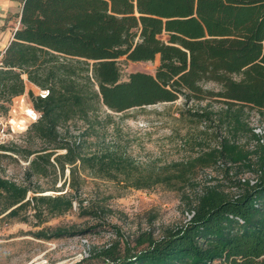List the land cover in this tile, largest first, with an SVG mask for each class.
I'll return each instance as SVG.
<instances>
[{
    "label": "trees",
    "instance_id": "1",
    "mask_svg": "<svg viewBox=\"0 0 264 264\" xmlns=\"http://www.w3.org/2000/svg\"><path fill=\"white\" fill-rule=\"evenodd\" d=\"M15 1L21 6L16 15L19 27L0 57V99L8 102L22 95L25 82L47 92L33 101L40 118L28 133L53 151L64 150L53 160L61 174L71 166L72 189L79 185L75 177L79 170L138 190L172 187L175 179L184 183L197 165L210 167L223 160L242 164L256 175L252 185L229 181L237 191L233 194L219 185L205 188L191 209V219L161 237L143 233L132 247L116 241L93 249L83 262L264 264V145L246 151L224 137L193 161L142 168L116 149L84 153L80 141L59 133L75 119L88 122L100 106L118 114L180 97L185 103L219 101L226 107L221 123L227 119L233 133L247 131L242 109L264 110V0ZM156 56L159 66L154 75L134 72L121 80L120 58L137 63L152 62ZM208 82L220 90L204 89ZM190 116L213 122L214 113L204 110ZM54 155L45 153L30 161L29 178L43 175L47 167L54 169L50 163ZM252 155H257L255 162ZM230 170L225 168L227 176ZM43 193L40 187L0 178L1 219L26 222L28 217L20 214L27 209L39 219L72 209L68 196ZM100 228L59 227L35 236L61 239L99 233Z\"/></svg>",
    "mask_w": 264,
    "mask_h": 264
},
{
    "label": "rangeland",
    "instance_id": "2",
    "mask_svg": "<svg viewBox=\"0 0 264 264\" xmlns=\"http://www.w3.org/2000/svg\"><path fill=\"white\" fill-rule=\"evenodd\" d=\"M17 19L15 15L9 21L18 26ZM117 64L121 80L125 81L134 72L154 75L159 66V56L152 62L137 63L120 58ZM23 78L26 79L25 76ZM203 88L214 92L220 90L212 82L203 84ZM43 94L45 92L38 87L25 82L22 95L8 102L0 99V178L32 189L40 187L44 191L42 195H66L73 200V207L61 216H43L41 221L33 217L34 212L30 209L20 214V217H28L26 222L1 219V216L0 264H85L83 260L90 257L93 249L107 248L116 241H120L122 246L132 247L143 233L159 238L167 230L182 226L191 219V209L207 187L219 185L224 192L233 194L237 191L230 187L229 181L256 180L255 173L244 165H233L223 160L210 167L197 165L186 175L184 183L175 179L172 187L157 185L142 190L124 188L121 183L79 170L75 174L79 185L72 189L71 166L67 165L61 174L53 160L55 156L64 154V150L53 151L33 133H28L31 125L40 118L33 101ZM204 110L214 113L213 122L190 116V113ZM225 112V105L219 101L185 103L182 97L172 103L132 108L118 114L100 106L88 122L75 119L59 133L62 138L80 141L84 153L116 149L142 168L193 161L216 148L224 137L246 151L254 150L252 131H264V110L243 108L241 119L248 130L237 133H233L227 119L221 123ZM45 148L47 150L43 152ZM52 152L55 155L50 163L55 168L47 167L43 175L29 178L30 161L38 155ZM256 159L257 155L251 156L252 162ZM227 167H231L228 176L225 174ZM95 225L101 226L99 233L50 240L35 236L42 230L50 234L59 227L80 231Z\"/></svg>",
    "mask_w": 264,
    "mask_h": 264
},
{
    "label": "crops",
    "instance_id": "3",
    "mask_svg": "<svg viewBox=\"0 0 264 264\" xmlns=\"http://www.w3.org/2000/svg\"><path fill=\"white\" fill-rule=\"evenodd\" d=\"M20 7L15 0H0V57L12 39L13 32L19 27L17 18L18 26L9 19L20 13Z\"/></svg>",
    "mask_w": 264,
    "mask_h": 264
},
{
    "label": "built area",
    "instance_id": "4",
    "mask_svg": "<svg viewBox=\"0 0 264 264\" xmlns=\"http://www.w3.org/2000/svg\"><path fill=\"white\" fill-rule=\"evenodd\" d=\"M42 92H45V94L41 95V97H45L47 92L46 91H42ZM253 132V135L255 137V147L257 145H264V131L261 132L260 130L258 129H255L252 131ZM242 182H245L244 179H242ZM250 184H254L255 183V180L254 181H249ZM82 242L86 245L87 244V241L86 240H82Z\"/></svg>",
    "mask_w": 264,
    "mask_h": 264
}]
</instances>
